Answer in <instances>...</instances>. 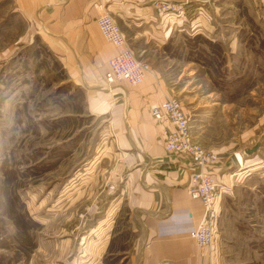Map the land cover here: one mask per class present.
<instances>
[{
  "label": "rangeland",
  "instance_id": "obj_1",
  "mask_svg": "<svg viewBox=\"0 0 264 264\" xmlns=\"http://www.w3.org/2000/svg\"><path fill=\"white\" fill-rule=\"evenodd\" d=\"M120 7L99 14L115 19L216 156L224 264H264V0H187L164 20L148 2L131 18ZM39 30L37 16L29 22L0 0V264H104L91 211L117 204L125 151L118 122L91 115L87 98L115 87L70 81Z\"/></svg>",
  "mask_w": 264,
  "mask_h": 264
},
{
  "label": "crops",
  "instance_id": "obj_2",
  "mask_svg": "<svg viewBox=\"0 0 264 264\" xmlns=\"http://www.w3.org/2000/svg\"><path fill=\"white\" fill-rule=\"evenodd\" d=\"M14 1L27 21L38 17L40 36L60 60L69 80H83L92 86L104 82L108 60L117 52L98 30L96 18L100 8L109 10L121 6L131 18L141 13V4L148 2L164 20L170 19L169 14H175L174 11L179 13L187 4V0H182L174 6L176 0H168L172 7L159 13L155 4L160 0H98L102 3L100 7L95 6V0ZM114 87L112 96L102 94L96 99L87 98L91 115L110 114V120L118 122L114 125V133L124 145L120 151H125L119 154L120 161L124 162L119 168L121 178L115 179L120 188L115 197L117 204L112 209L102 210L101 201H97L98 194L97 204L91 211L99 222L93 223V230L97 232L101 227L104 232L101 248L104 264H107L106 260L119 264L229 262L230 257L224 254L225 244L218 240L219 228L212 251L204 256L195 250L190 238L201 217L199 202L191 200L184 190L192 171L191 161L166 153L162 128L149 112L151 105L161 104L170 97L163 81L157 80L148 70L139 87L130 89L122 84ZM123 109L126 118L125 126L122 124L121 127L119 114ZM208 169L216 174L213 165ZM108 195L109 192L104 198H110Z\"/></svg>",
  "mask_w": 264,
  "mask_h": 264
},
{
  "label": "built area",
  "instance_id": "obj_3",
  "mask_svg": "<svg viewBox=\"0 0 264 264\" xmlns=\"http://www.w3.org/2000/svg\"><path fill=\"white\" fill-rule=\"evenodd\" d=\"M168 4V0H160L155 4V9L159 13L165 12L172 7ZM96 24L103 39L117 50L108 60V69L104 75L106 86L111 89L120 82H125L132 88L141 85L149 67L145 62L136 59L115 19L104 12L97 16ZM149 112L152 119L162 128L166 153L191 161L192 171L184 190L191 200L199 202L201 217L190 238L195 250L200 256H204L206 252L212 251L220 217L222 192L218 190L214 174L208 169L216 161V156L194 140L190 119L177 98L153 104L149 107ZM240 156V153L234 154L239 166Z\"/></svg>",
  "mask_w": 264,
  "mask_h": 264
},
{
  "label": "water",
  "instance_id": "obj_4",
  "mask_svg": "<svg viewBox=\"0 0 264 264\" xmlns=\"http://www.w3.org/2000/svg\"><path fill=\"white\" fill-rule=\"evenodd\" d=\"M258 149V146H256L255 148H253L252 150L248 151V154H252L253 152H255Z\"/></svg>",
  "mask_w": 264,
  "mask_h": 264
},
{
  "label": "bare ground",
  "instance_id": "obj_5",
  "mask_svg": "<svg viewBox=\"0 0 264 264\" xmlns=\"http://www.w3.org/2000/svg\"><path fill=\"white\" fill-rule=\"evenodd\" d=\"M241 157V156H240ZM241 159V161H240V166H244L243 165V160H242V157L240 158ZM244 168V167H243Z\"/></svg>",
  "mask_w": 264,
  "mask_h": 264
}]
</instances>
